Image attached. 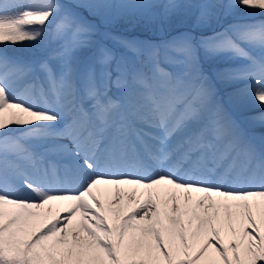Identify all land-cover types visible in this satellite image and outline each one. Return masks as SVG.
<instances>
[{
  "label": "snow or ice",
  "instance_id": "obj_1",
  "mask_svg": "<svg viewBox=\"0 0 264 264\" xmlns=\"http://www.w3.org/2000/svg\"><path fill=\"white\" fill-rule=\"evenodd\" d=\"M74 7L107 21L264 18V0ZM95 31L60 0H0V264H264V144L240 134L216 88L247 82L234 95L264 109V19L198 42L121 40V55ZM13 46L45 56L25 61ZM217 61L229 66L209 75L204 62ZM251 119L264 126V110Z\"/></svg>",
  "mask_w": 264,
  "mask_h": 264
},
{
  "label": "rangeland",
  "instance_id": "obj_2",
  "mask_svg": "<svg viewBox=\"0 0 264 264\" xmlns=\"http://www.w3.org/2000/svg\"><path fill=\"white\" fill-rule=\"evenodd\" d=\"M60 2L95 27L96 31L93 39L97 46L110 48L118 55L126 54L125 50L120 46L119 41L121 40L136 39L153 45H163L182 37L184 34H190L194 41L198 42L202 38L212 36L215 32L222 31L228 24L264 19L262 17H251L244 9H239L233 15L228 16H225L223 10H221L219 19H212L211 23L206 26L199 25L195 16H184L183 14L173 16L171 19L150 22L126 19L107 21L92 15L85 8L74 7L79 0H60ZM223 2L228 3L229 0H223ZM93 51L94 49L81 52L79 54L81 61L86 62L92 56ZM9 55L25 61H38L45 56V52L36 47L13 46L9 50ZM136 66L143 67L146 72L149 70L148 66L140 63V61H136ZM207 66L209 67V64L204 62L205 71H207ZM210 66L215 70L216 68L229 65L224 61H217ZM208 72L209 75L212 74L211 71ZM246 83L241 82L226 87L216 82L218 99L223 106L225 114L235 122L240 134L246 139L250 138V141L258 148V146L261 147L264 144V132L261 130L264 129V126H260L258 122L253 121L251 118L259 115L264 109L261 108L258 101L253 99L250 92L234 95L240 89H244ZM110 95L114 99H118L122 93L112 88ZM249 126L251 128H247ZM249 132L252 135H249Z\"/></svg>",
  "mask_w": 264,
  "mask_h": 264
},
{
  "label": "bare ground",
  "instance_id": "obj_3",
  "mask_svg": "<svg viewBox=\"0 0 264 264\" xmlns=\"http://www.w3.org/2000/svg\"><path fill=\"white\" fill-rule=\"evenodd\" d=\"M100 191L107 198V197L114 196L115 192H116V189H115V187L101 186ZM132 191H133V189L130 186H122V194L125 197V204H127V197ZM141 194H143L142 198H145V199L147 198L146 190H144V189L137 190V196L141 197ZM105 203H106V206H107V199H105ZM53 207H54V212H55L56 206H53ZM135 207H136V204H135V202H133L130 205V208H135ZM255 212H256V210H254V213ZM262 228H264V225H262ZM222 235H223V233H222Z\"/></svg>",
  "mask_w": 264,
  "mask_h": 264
},
{
  "label": "trees",
  "instance_id": "obj_4",
  "mask_svg": "<svg viewBox=\"0 0 264 264\" xmlns=\"http://www.w3.org/2000/svg\"><path fill=\"white\" fill-rule=\"evenodd\" d=\"M207 67H208V66H207ZM210 67H211V66L209 65V67H208L207 69H208L209 71L213 72V71H214V70H213V67H211L212 69H211Z\"/></svg>",
  "mask_w": 264,
  "mask_h": 264
}]
</instances>
